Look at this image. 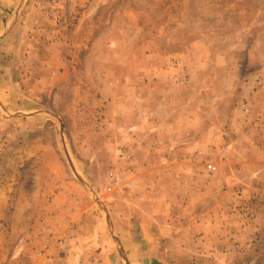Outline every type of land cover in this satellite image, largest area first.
Masks as SVG:
<instances>
[{
  "label": "rangeland",
  "instance_id": "374dc122",
  "mask_svg": "<svg viewBox=\"0 0 264 264\" xmlns=\"http://www.w3.org/2000/svg\"><path fill=\"white\" fill-rule=\"evenodd\" d=\"M5 61L0 264H212L162 236L192 183L264 264V0H0Z\"/></svg>",
  "mask_w": 264,
  "mask_h": 264
},
{
  "label": "crops",
  "instance_id": "0c3cea01",
  "mask_svg": "<svg viewBox=\"0 0 264 264\" xmlns=\"http://www.w3.org/2000/svg\"><path fill=\"white\" fill-rule=\"evenodd\" d=\"M11 61L14 65L19 63L16 59H13ZM9 63L10 61L0 62V83H2L1 85H3V87L9 88V94L15 91V88L16 92L18 93V85L16 84L19 82L16 78V74H9L6 72ZM3 93L8 94L6 91L0 90V95H2ZM14 97L16 98V96ZM12 98L13 97H9V100L11 101ZM29 116L30 117H28L26 121L28 122V126L44 125V122L50 119L48 117H45L44 110L37 113H32ZM29 151L30 150L20 155L19 150H16V152H18L16 153V156L25 157L26 155V158H30L31 156H33V153ZM195 185L198 186L194 183L190 184V186L186 188L185 195L181 193V195L175 194L176 206H184L186 211H184V215H180L181 218H179V216H177L176 214L178 208L173 210V218L174 220L176 218V221L178 220L180 224H175L174 229H170L169 235L162 236H168L175 239L176 242H180V250H186L189 254H195L196 252L198 253L200 251L203 254L205 252L210 255L219 254V259L215 262H212V264H230L227 254H232V250L238 251L242 248V244L236 243L233 245L230 241L232 238H240V236L244 235V233L248 231L251 233V219L244 217L242 214H237V219L233 218L234 215L230 213L228 205H224L223 201L221 200L210 199L211 197L208 196L210 193L207 192L208 187H205V185H203L204 188H198L195 187ZM179 187L177 188V190L180 189L181 192V188ZM195 193L200 196H196L197 194ZM177 199H180V201ZM188 207H191V209H189ZM237 213H239L238 210ZM184 238L197 239L198 242L195 244L193 243V247H191L188 243L184 245L181 242ZM202 240H205L206 242L202 244ZM199 243H201L202 245ZM199 245H201L202 248L198 249Z\"/></svg>",
  "mask_w": 264,
  "mask_h": 264
}]
</instances>
